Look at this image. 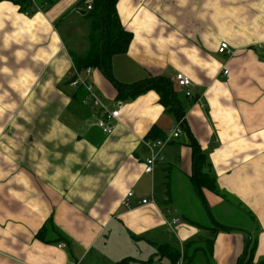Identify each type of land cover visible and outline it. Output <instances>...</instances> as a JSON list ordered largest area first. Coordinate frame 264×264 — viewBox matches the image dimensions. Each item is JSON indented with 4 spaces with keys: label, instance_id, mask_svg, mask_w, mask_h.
<instances>
[{
    "label": "crops",
    "instance_id": "0c3cea01",
    "mask_svg": "<svg viewBox=\"0 0 264 264\" xmlns=\"http://www.w3.org/2000/svg\"><path fill=\"white\" fill-rule=\"evenodd\" d=\"M46 1L38 0L45 7L31 14L0 1V264H149L132 240L169 259L159 246L182 254L189 246L191 264L197 258L237 264L245 252L256 264L264 261V0L117 3L133 39L113 57V74L126 84L172 80L185 125L207 155L204 169L216 178L218 191L204 187L202 195L182 126L162 148L163 160L145 171L153 153L146 141L160 139L148 138L151 130L167 137L178 124L155 90L118 100L114 84L92 68L105 104H121L114 133L98 128L85 88L71 85L74 62L60 29L65 25L71 49H88L75 21L88 17L93 1ZM223 41L229 50L220 53ZM178 72L191 78L192 97L177 85ZM192 188L202 199L204 223L183 214L185 202L173 192ZM144 198L154 202L142 204ZM232 211L243 225L223 221ZM50 221L70 243L56 239ZM44 226L52 230L45 240L37 236Z\"/></svg>",
    "mask_w": 264,
    "mask_h": 264
},
{
    "label": "trees",
    "instance_id": "16d2710c",
    "mask_svg": "<svg viewBox=\"0 0 264 264\" xmlns=\"http://www.w3.org/2000/svg\"><path fill=\"white\" fill-rule=\"evenodd\" d=\"M3 1V0H0ZM20 6V9L27 14L34 13L42 10L44 7L37 8L33 0H10ZM92 9L88 12L87 16H93L92 32L89 37V47L83 52H77L70 49L74 67L77 70H84L88 67L98 68L103 74L114 84L118 90V100L135 98L142 93L150 90H155L160 96V102L164 105L166 110L173 111L176 114L178 123L184 128L185 132L190 136L189 145L193 152V174L192 180L195 188L202 195L203 188H209L212 191H218L216 184V178L211 175L207 170L204 169L207 164V155L201 148L200 144L196 141L193 134L190 132L189 127L185 125V111L181 100L176 93L172 80L166 76H152L144 80L126 84L118 81L113 74V57L117 54L125 53L128 51L130 43L133 39V33L124 28L117 3L119 0H92ZM49 6L54 0L46 1ZM46 2H43L44 4ZM39 4V3H38ZM40 5V4H39ZM41 6V5H40ZM47 6V4H46ZM79 89V94H83ZM77 95L78 98L81 97ZM158 136L160 138H166L157 128H153L150 132L151 136ZM54 232L56 233V239L58 241H65L70 243L69 238L61 231L54 227L52 221H50ZM223 226H212L214 231L222 228ZM49 227L44 226L39 232L38 237L45 240L44 233ZM213 240H208L209 249L211 251V244ZM251 252V251H250ZM253 252V249H252ZM251 252V253H252ZM158 253L161 256H169L172 264H179L181 257L183 260L191 264L193 261V255L189 252V246H187L185 252L182 254L180 251L174 249L171 246H159ZM119 264H131L129 259H125ZM237 264H256L254 263L253 257L248 255L246 252L239 258ZM264 264V261L260 262Z\"/></svg>",
    "mask_w": 264,
    "mask_h": 264
},
{
    "label": "built area",
    "instance_id": "2783aa9c",
    "mask_svg": "<svg viewBox=\"0 0 264 264\" xmlns=\"http://www.w3.org/2000/svg\"><path fill=\"white\" fill-rule=\"evenodd\" d=\"M38 0H33L35 6L37 8H41V6L37 2ZM88 8L91 9L92 5H88ZM259 47H264V43H262ZM219 52L225 53L229 50V44L226 41L221 42L219 46ZM92 67H88L85 70H77L75 67L72 69L70 73L71 77V85L74 87H83L86 90L85 100L91 104L98 111V118L96 121V125L98 128L106 135H111L114 133L116 125L119 121L121 114V104L117 108H110L107 104H105L103 98L97 93L94 83L90 79V75L92 74ZM229 70H224V74H228ZM177 85L181 88H184L185 95L187 97H192V81L189 76L184 74L183 72H178L176 74ZM182 129L180 123L174 126L171 129L170 134L166 138H160L157 140H147L146 143L152 149V155L146 159L145 162V171L150 173L153 171L156 162L163 160L162 148L170 143L172 140L178 138L181 135ZM133 195V192L130 191L126 198V205H129V199ZM154 202L153 198H144L142 200V204H149ZM181 221L180 216H177L173 219L174 223H179Z\"/></svg>",
    "mask_w": 264,
    "mask_h": 264
},
{
    "label": "rangeland",
    "instance_id": "374dc122",
    "mask_svg": "<svg viewBox=\"0 0 264 264\" xmlns=\"http://www.w3.org/2000/svg\"><path fill=\"white\" fill-rule=\"evenodd\" d=\"M93 16H88L87 18H81L79 20H76L75 17L73 19V21H75V24L77 25V30L79 31V33H84L83 35V40L85 43L90 42L89 37L90 34L93 30L92 25H93ZM65 25H61L60 29L62 31V35L64 37V42L66 45H68V49L72 48L71 45V37L68 33L65 32ZM84 50V48L82 49ZM85 51V50H84ZM173 192H175L176 194H178L181 197V200L185 203L181 204V212L183 214H185L187 217H193L195 219H198V221H201L202 223L203 220L206 221L203 216L206 215L205 213V208L203 206L202 203V199L201 197L198 195V193L192 188L190 190V193L188 192L187 189L185 190H174ZM181 201V202H182ZM180 202V203H181ZM186 203L189 205L190 207V212H186L188 211V208L186 206ZM240 213L238 211H232L231 213H229V217L227 218H223V221L227 224H232V225H243L242 220H243V216H240ZM208 220V219H207ZM221 223V221H219ZM132 249L136 250L135 252L138 253L137 255L142 256L143 259L146 258V260L149 261V264H172L171 260L169 258H160L155 254H151V252L149 251V249H145L142 245V247L140 248V246L136 245V240H132L130 242ZM142 250L141 252L139 250ZM199 263L198 264H213L211 259H206L205 261H203L200 258H197ZM143 264V263H141ZM184 264V261H183ZM186 264V263H185Z\"/></svg>",
    "mask_w": 264,
    "mask_h": 264
},
{
    "label": "water",
    "instance_id": "95a60500",
    "mask_svg": "<svg viewBox=\"0 0 264 264\" xmlns=\"http://www.w3.org/2000/svg\"><path fill=\"white\" fill-rule=\"evenodd\" d=\"M81 13H86V11L85 10H79Z\"/></svg>",
    "mask_w": 264,
    "mask_h": 264
},
{
    "label": "bare ground",
    "instance_id": "6f19581e",
    "mask_svg": "<svg viewBox=\"0 0 264 264\" xmlns=\"http://www.w3.org/2000/svg\"><path fill=\"white\" fill-rule=\"evenodd\" d=\"M89 9V8H88ZM92 9V8H91ZM90 10V9H89Z\"/></svg>",
    "mask_w": 264,
    "mask_h": 264
}]
</instances>
